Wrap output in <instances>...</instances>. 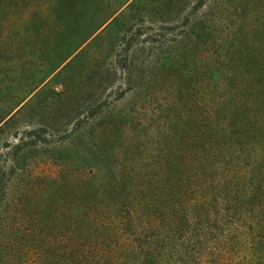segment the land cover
Returning a JSON list of instances; mask_svg holds the SVG:
<instances>
[{
	"label": "trees",
	"instance_id": "obj_1",
	"mask_svg": "<svg viewBox=\"0 0 264 264\" xmlns=\"http://www.w3.org/2000/svg\"><path fill=\"white\" fill-rule=\"evenodd\" d=\"M187 8L0 0V264H264V0L104 62Z\"/></svg>",
	"mask_w": 264,
	"mask_h": 264
},
{
	"label": "rangeland",
	"instance_id": "obj_2",
	"mask_svg": "<svg viewBox=\"0 0 264 264\" xmlns=\"http://www.w3.org/2000/svg\"><path fill=\"white\" fill-rule=\"evenodd\" d=\"M220 1L222 0H185L187 7H188L186 9V12L183 13L181 11L180 13H178L176 15V20L174 22L168 23L169 22L168 21L160 25L161 23L155 22L156 18L154 17L152 20L151 19L148 20L147 18V20H145L142 24H137L133 26L132 27L133 29L129 33L130 36H128L127 41H125L124 44H121L120 46L116 47L112 53L110 54L108 53L105 56H103L104 62L107 64H111L112 62H116V61L120 64L119 69L116 71V76L114 78V84L117 85L122 80V78H123L122 82H124V79H125V76L123 75L124 69L121 66L125 65L131 59L133 55L132 50L136 48L135 44H137L138 46L145 44V49L148 51V49L151 46H153V44L150 42L151 38L156 37V39L159 40V42L161 41L164 42V40L165 41L174 40L177 38L179 39V34H181L183 30L181 27L182 26L181 19L184 14L186 15L188 13H196L199 15L204 12L212 13L214 8L217 6V4L218 3L220 4ZM223 1H228L230 4L235 3V0H223ZM195 8H197L196 11H195ZM123 9L124 8H122L121 10ZM112 19L109 20L106 24H104L88 42H90L94 37L99 35L111 23ZM163 20H167V19H163ZM152 22H155V23H152ZM159 26H163L164 29L159 30L158 29L160 28ZM156 34H159L160 37L159 35L156 36ZM167 46H173V45L172 43H168ZM146 55L147 54L136 53L133 55V57L138 60H142L146 57ZM74 56L68 59L66 63L60 67V69L63 68ZM45 83H47V81ZM10 141H14V139L12 138L10 139Z\"/></svg>",
	"mask_w": 264,
	"mask_h": 264
}]
</instances>
